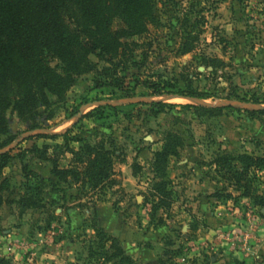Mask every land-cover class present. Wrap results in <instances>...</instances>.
<instances>
[{"label":"rangeland","instance_id":"obj_1","mask_svg":"<svg viewBox=\"0 0 264 264\" xmlns=\"http://www.w3.org/2000/svg\"><path fill=\"white\" fill-rule=\"evenodd\" d=\"M154 10L159 23L133 37L140 47L130 58L114 70L90 54L91 70L77 76L62 99L50 95L49 104L39 106L37 128L7 111L9 132L0 139L13 140L0 152L16 147L22 158L3 169L9 190L0 210V264L102 262L93 211L135 264H209L211 256L215 264L264 260L257 253L235 263L227 251L247 248L243 233L262 208L213 163L218 154L264 155V113L257 108L264 106V0H155ZM168 132L182 139L167 169L173 203L152 213L150 163ZM63 134L104 141L114 153L118 185L93 191L58 181L51 162L29 149L47 144V155L65 167L71 153ZM79 144L69 142L73 149ZM132 164L139 167L135 176ZM252 175L264 194V169ZM51 177L61 191H51ZM30 196L36 207L24 204ZM213 222L223 227L210 234Z\"/></svg>","mask_w":264,"mask_h":264},{"label":"trees","instance_id":"obj_2","mask_svg":"<svg viewBox=\"0 0 264 264\" xmlns=\"http://www.w3.org/2000/svg\"><path fill=\"white\" fill-rule=\"evenodd\" d=\"M154 4L155 0H0V136L9 132L8 110L22 121L33 122L32 129L37 128L34 120L39 106H47L50 95L62 99L76 77L91 70L90 54L106 60L114 70L121 67L140 47L133 37L158 25ZM189 50L186 46L183 52ZM103 70L108 73L109 69ZM259 112L264 113V109ZM56 136L59 135H50ZM63 138L64 150L71 153L65 167L58 165L56 157L47 155V144L34 145L29 150L37 151L39 159L51 162V173L58 181L71 179L93 191L118 185L113 173L114 153L104 141L92 143L65 134ZM12 140L0 139V150ZM70 140L80 142L78 149L70 147ZM181 145L180 136L168 132L161 147L153 152L151 200L148 199L152 213L171 209L173 191L167 169L170 157L177 155ZM14 149L0 152V210L4 193L9 190L3 169L14 158H22L21 153H13ZM213 163L235 190L264 208V194L257 193L251 176L252 170L264 169V155L218 154ZM138 170L137 164H132L133 176ZM54 177L49 179L51 191H61ZM25 200L27 207L39 204L33 196ZM92 214L91 227L103 258L97 264H135L120 240L97 224L96 212ZM88 252L93 256L92 247Z\"/></svg>","mask_w":264,"mask_h":264},{"label":"crops","instance_id":"obj_3","mask_svg":"<svg viewBox=\"0 0 264 264\" xmlns=\"http://www.w3.org/2000/svg\"><path fill=\"white\" fill-rule=\"evenodd\" d=\"M202 185V184H201ZM202 208V207H201ZM202 210H204V208H202ZM205 213V215L208 212H203ZM200 214H202V212H200ZM261 216L259 217H252L251 219H253L252 221V225L249 230L245 231L243 234L246 235L247 240L246 241V246L247 248H242L241 246H239L238 248H234L233 250L228 249L227 251L229 252V254L233 257V261L235 263H243V262H247L251 259H253V255H257L258 254H262L264 255V209H261ZM214 220L215 218L209 216V220ZM236 218L231 217V221L236 222L235 220ZM212 222V221H211ZM210 228H209V232L210 234H214L215 232L218 231V227H223L220 224H218V222H213L210 223ZM231 228H235L236 224H232L231 223ZM244 226H248L247 223H245ZM226 228V227H225ZM249 228V227H248ZM144 250L146 248H143ZM148 250H151L152 252L154 251V247H149L147 248ZM255 251L254 254H252V252ZM143 252V251H141ZM130 254L135 253V251L130 250L129 251ZM227 253V252H226ZM138 256V254H137ZM209 262V264H215L217 263V258L214 256H211L208 258L207 260ZM238 261V262H237ZM259 264H264V260H260Z\"/></svg>","mask_w":264,"mask_h":264},{"label":"water","instance_id":"obj_4","mask_svg":"<svg viewBox=\"0 0 264 264\" xmlns=\"http://www.w3.org/2000/svg\"><path fill=\"white\" fill-rule=\"evenodd\" d=\"M257 108L258 109H264V106L263 105H257Z\"/></svg>","mask_w":264,"mask_h":264}]
</instances>
